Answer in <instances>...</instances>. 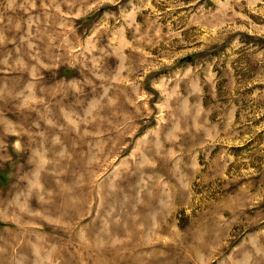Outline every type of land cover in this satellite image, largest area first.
Wrapping results in <instances>:
<instances>
[{"label":"rangeland","instance_id":"1","mask_svg":"<svg viewBox=\"0 0 264 264\" xmlns=\"http://www.w3.org/2000/svg\"><path fill=\"white\" fill-rule=\"evenodd\" d=\"M0 264H264V0H0Z\"/></svg>","mask_w":264,"mask_h":264}]
</instances>
